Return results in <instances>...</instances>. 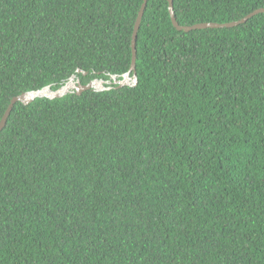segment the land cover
Returning a JSON list of instances; mask_svg holds the SVG:
<instances>
[{
  "label": "trees",
  "instance_id": "1",
  "mask_svg": "<svg viewBox=\"0 0 264 264\" xmlns=\"http://www.w3.org/2000/svg\"><path fill=\"white\" fill-rule=\"evenodd\" d=\"M0 0V264H264V13ZM181 27L264 0H172ZM80 70V72H78ZM133 73H131V77ZM116 77V79H115Z\"/></svg>",
  "mask_w": 264,
  "mask_h": 264
},
{
  "label": "water",
  "instance_id": "2",
  "mask_svg": "<svg viewBox=\"0 0 264 264\" xmlns=\"http://www.w3.org/2000/svg\"><path fill=\"white\" fill-rule=\"evenodd\" d=\"M167 1L169 3V12H170V16H171L172 23H173L174 27L176 29H178V30H182L183 29L185 31H189L190 29L207 28V27H233V26H236L238 24L244 23L248 18H250L251 16H253V15L257 14V13H264V9H261V10H258L256 12H254L253 14L245 17L244 19H242V20H240L238 22H233V23H228V24H223V25L210 23V24H199V25H196V26H193V27H181V26L178 25V23H177V21L175 19L174 12H173L172 0H167ZM146 4H147V0H144V2L142 4V7L140 9V12L138 14V17L136 19L135 25H134V32H133V36H132V61H131L130 69H129V71L126 74L123 75V79L122 80H120V81L117 80L116 81V83H119L120 86L127 85L128 84L127 80H132L133 82L137 81L136 73H135V70H136V68H135V64H136L135 43H136L137 32H138L139 27H140L141 19H142ZM78 72H80V70H78ZM131 73H133L132 77H131ZM72 80H73V78H71V81ZM77 83H78L77 86H76L77 94H80L81 92H83L85 90H89V89L93 88V84H94V82H90L88 85H81L78 81H77ZM64 87H66V86H64ZM63 88H61L58 91L53 92V93L50 92L48 88H44V89H42L40 91L23 94V95H20V96L14 98L11 101V104H10L9 108L7 109L4 117L2 118V120L0 122V129L4 126V124H5L6 120H7V117L10 114L11 108H12L13 104L16 101H21L23 103H29L35 97H38V96L58 97L59 95H56V93L62 91ZM103 89H105V88H103Z\"/></svg>",
  "mask_w": 264,
  "mask_h": 264
},
{
  "label": "rangeland",
  "instance_id": "3",
  "mask_svg": "<svg viewBox=\"0 0 264 264\" xmlns=\"http://www.w3.org/2000/svg\"><path fill=\"white\" fill-rule=\"evenodd\" d=\"M127 82H128V84H129V83L132 82V80H127ZM104 85H105V82H102V81H95L94 84H93V88H94L95 90H102V89L104 88ZM73 89H75V82H74V81L68 83V84L66 85V87H64L62 91L56 93V95H59V96H60V95H63V94H65V93H67V92L72 91Z\"/></svg>",
  "mask_w": 264,
  "mask_h": 264
},
{
  "label": "clouds",
  "instance_id": "4",
  "mask_svg": "<svg viewBox=\"0 0 264 264\" xmlns=\"http://www.w3.org/2000/svg\"><path fill=\"white\" fill-rule=\"evenodd\" d=\"M115 79H116V77H115ZM122 79H123V78H121V80H122ZM72 81H73V80H72ZM72 81H71V82H72ZM118 81H120V80H118ZM76 86H77V85L75 84V88H76ZM98 91H99V90H98Z\"/></svg>",
  "mask_w": 264,
  "mask_h": 264
}]
</instances>
